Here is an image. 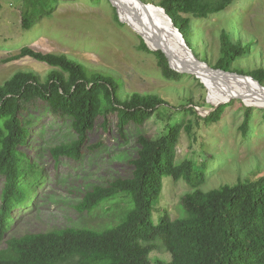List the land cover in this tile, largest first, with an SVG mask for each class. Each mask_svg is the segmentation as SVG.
Instances as JSON below:
<instances>
[{"label": "trees", "instance_id": "1", "mask_svg": "<svg viewBox=\"0 0 264 264\" xmlns=\"http://www.w3.org/2000/svg\"><path fill=\"white\" fill-rule=\"evenodd\" d=\"M22 24L29 30L51 15L60 0H19ZM237 0H162L168 15L188 44L197 22L229 10ZM220 57L215 68L232 71V64L246 54L241 42L222 31ZM141 48L152 52L143 40ZM163 76L178 81L187 76L170 67L161 50L152 52ZM29 56L52 67L45 81L31 71H18L0 85V264H152L151 252L161 240L171 253L170 262L159 264H264V174L257 179L239 180L211 190H202L206 163L177 164V148L183 131L194 133L193 121L185 118L167 123L166 132L154 139L144 133L137 137L138 152L133 173L87 191L75 209L92 214L102 210L111 220L102 227H67L43 233L11 236L13 213L31 201L36 186L44 184L43 169L20 150L29 140V125L23 112L39 101L53 115L69 118L76 138L51 149L55 158L78 160L88 133L100 115L115 112L121 137L127 125L145 124L170 103L152 93L120 95L119 80L88 69L67 54L45 53L24 46L8 60ZM237 72L251 75L264 85V69ZM192 104V102H190ZM224 103L206 116L196 105L184 106L183 114L210 125L222 119ZM214 107V106H213ZM243 135L250 130L252 106H244ZM264 118V109L263 116ZM199 125V124H198ZM181 178L194 190L182 198L185 215L173 219L168 211L158 222L153 219L155 201L161 197L164 178ZM125 203L124 206H121Z\"/></svg>", "mask_w": 264, "mask_h": 264}, {"label": "rangeland", "instance_id": "2", "mask_svg": "<svg viewBox=\"0 0 264 264\" xmlns=\"http://www.w3.org/2000/svg\"><path fill=\"white\" fill-rule=\"evenodd\" d=\"M161 1L143 0L158 6ZM224 30L246 50L244 56L233 62L232 71L264 69V0H237L228 11L197 22L190 38L193 51L213 68L221 55L220 36ZM143 40L149 47L129 22L122 21L118 8L110 0H60L51 15L29 30L22 24V2L0 0V85L18 71L34 72L41 81L47 79L52 67L44 62L29 56L8 60L29 46L45 53L67 54L90 70L114 76L119 80L122 99L133 92L152 93L170 103L160 107L145 124L127 125L123 137L119 135L115 112L100 115L78 160L55 158L51 151L76 138L71 119L53 115L45 109L43 101L30 105L22 114L25 123L32 122L29 140L20 150L43 169L45 182L36 186L28 205L14 211L9 235L105 226L112 219L110 215L100 209L92 214L80 213L76 204L94 186L130 177L139 149L138 135L144 133L157 139L166 132L165 127L172 119L193 121L194 133L181 134L176 163H206L205 181L199 187L202 190L257 179L264 174V107L252 106L256 109L246 136L240 129L244 106H248L242 98L232 100L219 122L197 123L194 116L183 114V107L196 105L200 115L209 114L215 105L209 88L195 74L186 73L178 81L166 79L152 53L156 50L142 49ZM3 184L4 178H0V193ZM193 190L185 179L165 176L161 197L153 206L154 221L158 222L165 211L173 219L184 216L182 198ZM155 245L151 263L170 262L172 255L164 243L157 240Z\"/></svg>", "mask_w": 264, "mask_h": 264}, {"label": "bare ground", "instance_id": "3", "mask_svg": "<svg viewBox=\"0 0 264 264\" xmlns=\"http://www.w3.org/2000/svg\"><path fill=\"white\" fill-rule=\"evenodd\" d=\"M119 11L122 21L129 22L146 40L151 49H164L173 58L172 65L189 71L203 79L213 104L231 97H241L246 105L264 107V86L251 76L239 77L211 69L200 64L183 50L179 38L170 35V23L158 5L141 3L138 0H110ZM185 63V69L181 63Z\"/></svg>", "mask_w": 264, "mask_h": 264}, {"label": "water", "instance_id": "4", "mask_svg": "<svg viewBox=\"0 0 264 264\" xmlns=\"http://www.w3.org/2000/svg\"><path fill=\"white\" fill-rule=\"evenodd\" d=\"M139 2L141 3H144L143 0H138ZM161 8V10L164 12L165 16L167 17L169 23H170V26H171V29H170V35L172 36H175V37H178L179 38V42L181 43L182 47H183V50H185L187 53H189L192 57H194L200 64H206V65H209L207 62L199 59L197 57V55L194 53L193 49L191 48V46L188 44V42L186 41V38L184 37L183 33L181 32V30L175 25L173 19L168 15L166 9L163 7V6H159ZM150 47V46H149ZM157 50H161L165 53V55L167 56L168 60H169V63H170V67L175 69L176 71L178 72H181V73H187V74H191V72L189 71H185V70H182V69H178L176 67H174L172 65V57L169 55V53L164 50V49H157ZM181 65L185 68V69H188L187 65L183 62L181 63ZM211 67V66H210ZM211 69H214V70H217L219 72H222L224 74H232L234 76H239V77H246V76H251V75H246V74H242V73H239V72H234V71H226V70H223L221 68H213L211 67ZM252 78H254L253 76H251ZM255 79V78H254ZM256 81H258L260 84L261 82L257 79H255ZM235 98H241V97H231L230 99L228 100H225L219 104H215L213 109L214 110L215 108H217L218 106H220L221 104H224V103H228V102H231L233 99ZM243 99V98H242ZM211 110V111H212Z\"/></svg>", "mask_w": 264, "mask_h": 264}, {"label": "clouds", "instance_id": "5", "mask_svg": "<svg viewBox=\"0 0 264 264\" xmlns=\"http://www.w3.org/2000/svg\"><path fill=\"white\" fill-rule=\"evenodd\" d=\"M121 18V17H120ZM193 49V48H192ZM157 51V50H156ZM229 103V102H228ZM210 113V112H209Z\"/></svg>", "mask_w": 264, "mask_h": 264}]
</instances>
